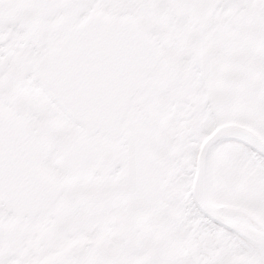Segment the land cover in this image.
Here are the masks:
<instances>
[{
  "label": "snow or ice",
  "instance_id": "snow-or-ice-1",
  "mask_svg": "<svg viewBox=\"0 0 264 264\" xmlns=\"http://www.w3.org/2000/svg\"><path fill=\"white\" fill-rule=\"evenodd\" d=\"M0 264H264V0H0Z\"/></svg>",
  "mask_w": 264,
  "mask_h": 264
}]
</instances>
